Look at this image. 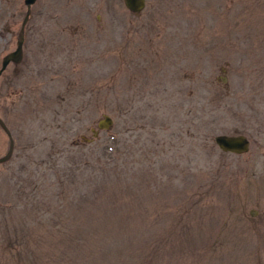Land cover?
Returning <instances> with one entry per match:
<instances>
[{
	"label": "rangeland",
	"instance_id": "374dc122",
	"mask_svg": "<svg viewBox=\"0 0 264 264\" xmlns=\"http://www.w3.org/2000/svg\"><path fill=\"white\" fill-rule=\"evenodd\" d=\"M20 36L0 264H264V0H0Z\"/></svg>",
	"mask_w": 264,
	"mask_h": 264
},
{
	"label": "water",
	"instance_id": "95a60500",
	"mask_svg": "<svg viewBox=\"0 0 264 264\" xmlns=\"http://www.w3.org/2000/svg\"><path fill=\"white\" fill-rule=\"evenodd\" d=\"M26 6L28 9L31 7V5L35 2V0H24ZM125 7L132 13H139L143 10L145 7V0H123ZM29 12V11H28ZM28 14V13H27ZM28 16V15H26ZM27 20V17L25 21ZM23 42L24 38L23 36H20V38L16 42V47L14 50L8 52L4 57L2 58L1 67H0V75L2 72L6 69V67L12 62V63H19L23 58ZM113 123L112 118L109 115H103V117L97 122V127L100 130L108 129L111 127ZM0 124L5 128L7 131L5 125L3 122L0 121ZM94 133H96V130H92ZM9 134V132L7 131ZM215 144L217 147L223 151L233 154H243L246 153L249 150L250 141L247 138V136L243 134H236V135H228V134H218L214 137ZM8 158V155L0 158V162L6 160Z\"/></svg>",
	"mask_w": 264,
	"mask_h": 264
},
{
	"label": "flooded vegetation",
	"instance_id": "af4514ba",
	"mask_svg": "<svg viewBox=\"0 0 264 264\" xmlns=\"http://www.w3.org/2000/svg\"><path fill=\"white\" fill-rule=\"evenodd\" d=\"M35 2H36V0H35ZM35 2H34V3H35ZM34 3H33V4H34ZM8 30H9V28H8ZM2 58H3V57H2ZM1 61H2V59H1ZM8 66H9V65H8ZM8 66H7V67H8ZM7 67H6V69H7ZM6 69H5V70H6ZM5 70H4V71H5Z\"/></svg>",
	"mask_w": 264,
	"mask_h": 264
}]
</instances>
